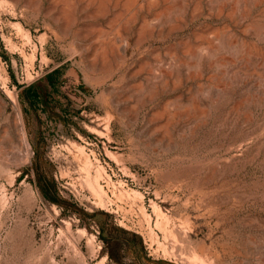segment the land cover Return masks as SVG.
Instances as JSON below:
<instances>
[{
	"label": "rangeland",
	"instance_id": "obj_1",
	"mask_svg": "<svg viewBox=\"0 0 264 264\" xmlns=\"http://www.w3.org/2000/svg\"><path fill=\"white\" fill-rule=\"evenodd\" d=\"M0 264H264V0H0Z\"/></svg>",
	"mask_w": 264,
	"mask_h": 264
},
{
	"label": "bare ground",
	"instance_id": "obj_2",
	"mask_svg": "<svg viewBox=\"0 0 264 264\" xmlns=\"http://www.w3.org/2000/svg\"><path fill=\"white\" fill-rule=\"evenodd\" d=\"M85 168H86V170L88 172L90 171L91 166H90V163L89 162L86 163ZM98 179H99V174L96 177H94V178L89 177L87 181H88V186L90 187V189L96 195L100 196L101 195V192H102V189H101V187L99 185Z\"/></svg>",
	"mask_w": 264,
	"mask_h": 264
},
{
	"label": "trees",
	"instance_id": "obj_3",
	"mask_svg": "<svg viewBox=\"0 0 264 264\" xmlns=\"http://www.w3.org/2000/svg\"><path fill=\"white\" fill-rule=\"evenodd\" d=\"M42 96V94L40 92H34V99H39Z\"/></svg>",
	"mask_w": 264,
	"mask_h": 264
}]
</instances>
